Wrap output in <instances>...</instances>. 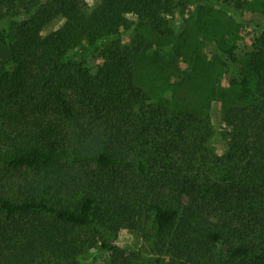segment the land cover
Returning a JSON list of instances; mask_svg holds the SVG:
<instances>
[{"label":"trees","instance_id":"16d2710c","mask_svg":"<svg viewBox=\"0 0 264 264\" xmlns=\"http://www.w3.org/2000/svg\"><path fill=\"white\" fill-rule=\"evenodd\" d=\"M186 9L0 0V264H82L94 238L110 264H140L137 251L105 247L121 230L138 232L156 264H264V9L248 21L245 73L219 49L234 96L221 130L178 109L174 88L152 95L139 82L137 60L157 55L148 36L171 47L170 18L183 25Z\"/></svg>","mask_w":264,"mask_h":264},{"label":"rangeland","instance_id":"374dc122","mask_svg":"<svg viewBox=\"0 0 264 264\" xmlns=\"http://www.w3.org/2000/svg\"><path fill=\"white\" fill-rule=\"evenodd\" d=\"M195 1L186 0L187 9L183 13V25H179L174 17L170 18V25L176 33L174 35H178L170 40L171 47L161 50L154 45L166 41L148 36L150 47L157 48V55L152 58L143 56L137 60L139 82L152 95H165L171 92V87L174 88L179 101L178 109L207 116L214 128L221 130L220 120L224 107L234 96L231 93L232 83L226 75L228 66L219 58V49H231L235 69L245 73L243 66L246 64V53L256 35L254 25L248 21L255 18L263 20L261 13L264 0H225L224 7L210 3L199 7ZM85 2L88 6L94 4V0ZM61 21V18H55L45 24L41 36L57 29ZM196 24L204 30H194ZM122 33L124 40L128 41L134 30H125ZM143 34H146V31L140 35ZM188 67L196 71L197 74H193L196 76L190 75L185 80L175 81L174 75ZM211 147L217 153H222L224 141L215 136ZM105 240V247L115 244L126 253L133 250L139 252L142 258L140 264H156L148 243L138 232L121 230L116 235L106 234ZM102 246L95 238L92 239L88 257L81 263L110 264L107 252Z\"/></svg>","mask_w":264,"mask_h":264}]
</instances>
